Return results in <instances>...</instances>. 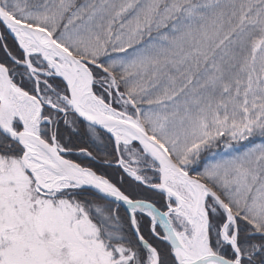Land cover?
Segmentation results:
<instances>
[{"label":"snow or ice","instance_id":"6c2138e0","mask_svg":"<svg viewBox=\"0 0 264 264\" xmlns=\"http://www.w3.org/2000/svg\"><path fill=\"white\" fill-rule=\"evenodd\" d=\"M0 264H264V0H0Z\"/></svg>","mask_w":264,"mask_h":264}]
</instances>
